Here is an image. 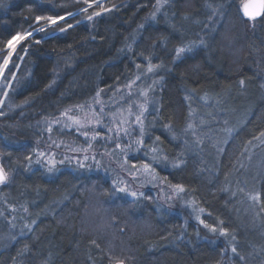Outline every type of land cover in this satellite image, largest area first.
Wrapping results in <instances>:
<instances>
[{
	"label": "trees",
	"instance_id": "1",
	"mask_svg": "<svg viewBox=\"0 0 264 264\" xmlns=\"http://www.w3.org/2000/svg\"><path fill=\"white\" fill-rule=\"evenodd\" d=\"M241 2L1 3L0 68L12 36L38 33L11 60L5 78L14 79L12 90L7 103L0 104V156L9 175L0 189V264H228L229 251L222 242L205 237L182 213L159 206L151 192L132 201L114 190L108 172L76 165L53 171L38 161L48 120L98 95H114L149 67L158 70L153 79L159 81L153 88L152 132L171 161L179 159L180 145L164 129L180 130L190 110L197 107L198 117L209 121L231 110L246 117L217 167H205L203 151L187 153L179 168L154 170L165 184L184 188L205 213L206 228L220 227L235 240L229 264H264V174L259 229L224 192L246 147L264 134V96L251 62L252 51L264 47V17L251 30L240 14ZM96 12L100 15L91 23L88 16ZM62 15L67 19L54 27L37 24V16ZM62 26L66 31H60ZM227 39L244 50L237 60ZM189 46L196 48L192 55L177 57L178 48ZM101 217L111 223L103 226Z\"/></svg>",
	"mask_w": 264,
	"mask_h": 264
},
{
	"label": "rangeland",
	"instance_id": "2",
	"mask_svg": "<svg viewBox=\"0 0 264 264\" xmlns=\"http://www.w3.org/2000/svg\"><path fill=\"white\" fill-rule=\"evenodd\" d=\"M6 1L8 0H0V5ZM216 14L218 15L216 12L213 14L214 19ZM240 14L250 25L251 30L257 29L258 20L246 19L242 14L241 5ZM92 17L91 23L98 16L94 13ZM37 24H43V28L57 25H50L44 20ZM228 28L231 32V27L228 26L226 29ZM37 33L32 32L30 37L17 43L14 51L7 48L11 55H8L6 59L8 60L7 67L5 68L4 64L1 66L3 69V74L0 75L1 106L7 103L8 95L12 90L11 82L14 81V79L9 81L5 78L6 70L18 48ZM226 43L233 59L237 60L244 50L238 49L231 39H227ZM191 48V51H185L177 57L192 55L196 48ZM251 62L264 96V47H259L255 52L252 51ZM156 73L158 75V70L155 68H152V71L147 70L146 74H138L126 88L117 91L114 95L108 98L105 95H98L85 104L72 107L59 117L48 120L45 123L47 138L44 140L42 137L39 142L42 150L38 154V161L53 171L59 167L76 165L80 168H93L104 175L108 172L109 178L114 177L112 180L114 190L132 201L146 199V192H151L159 206L169 212L182 213L185 221L194 222L205 237H212L215 241L222 242L229 251L226 259L229 264L231 263L230 256L233 254L232 249L236 246L235 240L227 234L222 235L223 230L220 227L216 231L206 228L201 223L205 213L198 208L196 202L186 196L183 187L165 184L156 174L154 167L171 170L179 168L187 153L194 154L203 151L202 161L205 167L211 169V163L217 167L215 163L219 161L238 129L244 126L246 117L238 116L237 111L231 110L227 116L221 114L217 117L216 114L209 121L206 117H198L197 107L190 110L188 122L182 127L183 129L178 131L174 128H168L166 131L164 129V133L180 145L179 159L171 161L162 150L156 134L152 132L156 126L151 123L152 116L156 114V97L153 88L155 85L158 86L159 82L156 81L158 78L153 79ZM200 101L202 105H205L204 107L211 110V107L207 106L209 104L205 103L207 100L200 99ZM214 111L215 109L212 110ZM0 167H2L1 156ZM263 174L264 134L246 147L236 171L229 178L224 189V192L237 206L239 213L250 220L254 229L257 227L259 229L262 225L258 203L260 200L259 182ZM8 182L9 175L7 174V180L0 184V189ZM120 188H124L125 191H119ZM133 192L136 196L131 195ZM253 196L256 199H253ZM103 218L101 217L100 220ZM107 222L103 219L101 223L103 226L111 223V221Z\"/></svg>",
	"mask_w": 264,
	"mask_h": 264
},
{
	"label": "snow or ice",
	"instance_id": "3",
	"mask_svg": "<svg viewBox=\"0 0 264 264\" xmlns=\"http://www.w3.org/2000/svg\"><path fill=\"white\" fill-rule=\"evenodd\" d=\"M84 2L87 4L88 0H84ZM164 2H166V0H164ZM0 6H3V5H0ZM89 7H91L90 4H89ZM241 9L243 11L244 16L248 17L250 20H255L257 17L264 16V0H242ZM83 11L87 12L88 9L84 8ZM68 15H73V14L69 13ZM95 15L99 16L100 12H96ZM66 18L67 17L63 16V15L62 16H58V17L37 16L36 20H37L38 23L40 21L44 20V21H47L50 25H55L59 21L65 20ZM92 18L93 17L91 15L88 16L89 20H92ZM67 27L70 28V27H72V25L69 23L67 25ZM43 30H44L43 28L39 29V31H43ZM60 31H66V28L62 26L60 28ZM31 35H32L31 32H27L25 34H19L18 33L16 35L12 36V38L7 41V47L14 51L15 50V46H16L17 43H19L20 41H22L24 39H27ZM39 42L40 41H38V40L36 41V43H39ZM191 50H192L191 46H189L187 48L186 47H180V48L177 49V56H179L181 53H184L185 51H191ZM10 55H11V53H9V56ZM7 64H8V60H5L4 61V67L5 68L7 67ZM148 70L152 71V67H149ZM2 74H3V69L0 68V75H2ZM241 83H243V81H241ZM137 119L139 120V117ZM28 159H31V157H28ZM6 180H7V174H6L5 170L3 169V167H0V184L5 183ZM181 190H183V189L181 188ZM119 191L123 192V191H125V189L124 188H120ZM131 195L132 196H136V193L133 192V193H131ZM252 198L256 199L255 196H253ZM201 223H203V221H201ZM205 227H208V225H205ZM211 230L212 231H216L215 228H212ZM221 234L222 235H226L227 233L224 232V231H221ZM232 251L235 253L236 249L233 248Z\"/></svg>",
	"mask_w": 264,
	"mask_h": 264
},
{
	"label": "water",
	"instance_id": "4",
	"mask_svg": "<svg viewBox=\"0 0 264 264\" xmlns=\"http://www.w3.org/2000/svg\"><path fill=\"white\" fill-rule=\"evenodd\" d=\"M242 14H243V11H242ZM243 16H244V14H243ZM246 19H249L248 17H246V16H244ZM262 18V16H260V17H257L255 20H259V19H261ZM250 20V19H249ZM254 21V20H253Z\"/></svg>",
	"mask_w": 264,
	"mask_h": 264
}]
</instances>
